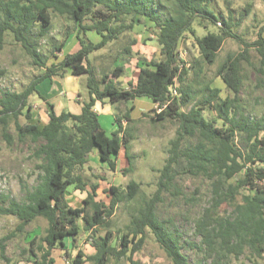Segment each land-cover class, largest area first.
<instances>
[{
	"label": "trees",
	"instance_id": "1",
	"mask_svg": "<svg viewBox=\"0 0 264 264\" xmlns=\"http://www.w3.org/2000/svg\"><path fill=\"white\" fill-rule=\"evenodd\" d=\"M168 1H172L175 7L173 14L165 17L162 6L157 5L155 0H0V50L4 47L7 33H11L33 63L45 69L22 92L7 91L0 94V122L5 140L12 142L7 126L8 120L13 118L20 139L29 137L35 143L43 141L37 155L42 159L39 168L44 174L32 190H27L26 185H22L26 191V201L20 203L8 195H0V216H14L19 220L14 231L0 240V256L6 262H10L6 257V242L24 231L38 217L47 220L48 228L39 246L42 255L34 264H54L52 253L56 249H65L67 238H71L74 248L78 247L81 232L79 219L84 220L88 230L97 233L98 227H110L109 220L124 200V194L129 200L137 196L140 184L132 181L128 184L126 193L114 186L110 188L112 198L109 205L96 201L97 186H92L82 207H72L67 202L70 187L86 192L87 182L83 172L88 165L89 155L95 149L98 150L99 159L107 163L113 172L117 170L115 157L122 149L129 162L132 160L128 152L132 137L128 127L123 125L124 120L134 122L130 117V109L124 116L116 114L117 130L109 137L94 110L98 101L102 102L107 98L112 105L129 103L138 98L153 101L157 108L146 116L154 114L152 120L155 122H176L177 135L170 141L169 158L159 171L156 193L132 215L129 232L123 236L120 247L117 249L112 245L113 233L107 230L104 237L93 240L96 249L93 255L86 256L80 249L75 257L66 252L69 262L108 264L112 258H127L129 254L131 264H139L133 261V257L143 247L148 230L173 264H189L182 252L184 247L204 251L206 258L213 259V263H217L223 256L233 255L239 258L247 248L264 259V118L231 115L243 82L241 63L249 61L248 49L230 56L227 61L228 70L225 71L226 67L223 66L218 72L235 95L234 99L222 101L219 107V116L227 122L226 127H218L217 119L207 118L204 115L205 107L195 105L190 111H183V107L190 102L188 87L183 88L190 67H187V61L181 57L180 52L185 35L189 33L196 36L193 27L196 20L219 25L218 33L196 37L202 57L212 65L227 39L242 40L234 29L249 13L250 7L235 22L231 11L228 18L213 11L210 6L215 0ZM231 1L227 0V3ZM51 11L73 21L80 48L66 55L61 62L48 65L51 58L40 51L39 41L46 37L53 23ZM141 18H148L154 24L161 58H141L137 82L129 84V89H123L114 79L123 72V67L118 66L112 71L102 70L98 77L91 55L108 47L111 51L112 44L124 38L127 32H134L135 25L142 21ZM38 24L40 30L35 33L34 29ZM89 32L99 35L100 42L90 40L87 37ZM136 43L137 40L131 37L116 58H133L134 54L137 55L133 51ZM64 44L62 42L54 46V58L58 59L55 54L62 52ZM255 44L259 46L261 65L264 67L262 33ZM66 70H70L75 76L87 77L89 99L84 102L81 114L66 111L58 114L54 106L47 103L48 122L41 125L32 121L33 106L29 103L30 99L38 95L45 100L37 90L38 85L53 77H63ZM174 90L178 95L174 94ZM204 90L210 92L205 100L209 104L219 97L220 91L211 89L210 85H206ZM25 110L28 122L22 125L19 118ZM69 122L71 126H68ZM239 135L243 136V147L236 143ZM194 137L198 138L196 144H185ZM181 161L185 162V172L203 176L212 185L213 205L205 210L196 223L197 232L203 238L201 245L182 241V235L178 231H171L169 222L161 220L157 215L162 194L175 187L176 166ZM235 178L237 181L232 183ZM243 189L252 194L243 196L242 203H236L237 196ZM227 203L234 206L233 215L223 217L218 210ZM88 207L92 208V214L88 213ZM131 237L135 240L134 244ZM35 242L36 239L32 244Z\"/></svg>",
	"mask_w": 264,
	"mask_h": 264
},
{
	"label": "rangeland",
	"instance_id": "2",
	"mask_svg": "<svg viewBox=\"0 0 264 264\" xmlns=\"http://www.w3.org/2000/svg\"><path fill=\"white\" fill-rule=\"evenodd\" d=\"M155 2L157 5L162 6V14L165 17L173 14L175 5L172 1L155 0ZM210 7L217 15L224 18H228L231 11L235 22L239 21L240 14L243 11L248 7L250 8L249 13L234 29L242 40L227 39L212 65H209L202 57L196 43V37H203L208 33H218L219 25L215 26L210 21L196 20L193 26L196 36L194 37L189 33L185 35L180 46V52L182 58L187 61V67H190L187 81L183 84L184 89L188 87L190 102L183 107V111L188 112L195 105L205 107L204 115L207 118L217 119L218 127H226L227 122L219 116V107L222 101L228 98L234 99L235 95L223 82L218 72L223 66L226 67L225 71L228 70L227 61L230 56L238 55L248 49L249 61L241 63L243 82L237 101L231 109V115L238 114L239 116L243 114L251 119H262L264 118V67L261 65L262 57L259 46H256L255 43L260 39V33L264 38V0H232L230 3H227V0H215ZM51 15L53 23L48 34L39 41L40 51L51 58L48 65L58 61L57 58L53 57L54 46L66 42L69 36L75 33V24L71 19L53 11H51ZM141 19L142 21L139 24L144 25V30H149L150 38H155L157 33L154 24L148 18ZM148 24L153 25V28L151 29L152 26H148ZM39 30L40 25L38 24L34 32L38 33ZM90 35L97 36L94 33H90ZM134 35V32H127L124 38L110 46L111 51L108 50V47L105 51L94 52L91 55L93 66L97 67L102 74V70L108 68L114 70V66L117 64L134 65L137 60L141 63L140 59L145 56L140 52L137 55L134 54V62L129 59L116 58V56H120V51ZM149 45L155 50L159 48L158 42L153 40L149 42ZM143 50L148 51L149 48H143ZM148 53H150V50ZM55 55L58 57V53ZM158 55L156 57V54H154L152 58L158 60ZM44 71L45 69L39 68L33 63L23 46L14 40L13 35L7 33L4 47L0 50V94L7 91L22 92L34 78ZM80 79L83 82L81 88L83 95H86L88 94L87 86L84 84L86 75H81ZM206 85H210L211 89L220 91L219 97L210 104L205 101L207 95L210 94V92L204 90ZM29 103L33 106L32 121H37L41 125L44 124L48 119V104L38 95L33 96ZM73 105H70L68 110L79 114L81 107L77 103ZM121 105L120 108H116V112L124 116L126 111L130 109V105L128 103ZM25 115L26 110L19 118V123L22 125L28 122ZM153 116L154 114L145 116L144 119L126 125L132 137L128 147L132 160L129 162L125 157V151L122 149L123 152L118 154L117 159L118 171H111L108 164L99 159L97 149L89 155L88 165L83 172L87 182V190L82 193L75 190L74 187H70L67 194L69 206L82 207L83 200L87 197L88 192L92 191V186L98 187L96 201L103 202L106 205H109L112 198L110 192L112 186L120 188L122 192L126 193L128 184L134 181L140 184V190L132 200L127 199L126 194H124V200L120 202L115 214L109 220L111 224L109 228L98 227L96 228L97 233H94L86 228L83 219H79L78 225L81 232L78 247L74 248L71 238H67L65 240L66 248L56 249L52 253L51 257L54 264H71L66 252L75 257L80 249L86 256L93 255L96 252L93 240L97 237H104L107 230L113 233L112 245L117 249L120 247L123 236L129 232L132 215L156 193L160 177L159 171L169 158L170 141L175 139L177 135L178 124L176 122L171 120L155 122L152 120ZM102 122L104 131L109 134L107 136L112 137L105 121ZM71 125L69 122L68 126ZM7 131L11 136V143L5 140L3 126L0 122V195H8L11 199L23 203L26 201V191L22 185H26L27 190H32L39 184L40 177L44 174L39 168L42 159L37 155L43 141L35 143L29 137L20 139L13 118L8 120ZM197 142L198 138L194 137L185 144L194 145ZM236 143L243 147V136L239 135ZM122 166L127 167L123 168ZM184 168V161L176 166L175 187L162 194V200L157 206V215L161 220L169 222L171 231H178L182 235V241L201 245L203 238L197 232L196 223L205 210L210 209L213 205L212 185L209 179L187 173ZM236 181L237 178L231 182ZM250 194L252 192L248 190H241L236 203H242L243 196ZM233 210L234 206L227 203L219 207L218 213L223 217H227L233 215ZM87 211L89 214L93 212L91 207H88ZM18 223L19 220L14 216H0V240L14 231ZM47 228L48 222L45 218L38 217L35 219L24 231L6 242V257L10 262H6L0 256V264H34V261L42 255L39 246L42 244ZM35 239V244H32ZM131 241L133 244L135 243V240L132 239ZM182 252L188 258L189 264H264V259L253 254L249 248L245 249L244 254L239 258L233 255L223 256L220 257L221 260L219 259L217 263H213L211 258H206L204 251L195 248L184 247ZM128 256L122 259L112 258L108 264H131ZM133 261L139 264H173L149 230L146 233L143 247L134 255ZM89 264L95 263L89 262Z\"/></svg>",
	"mask_w": 264,
	"mask_h": 264
},
{
	"label": "crops",
	"instance_id": "3",
	"mask_svg": "<svg viewBox=\"0 0 264 264\" xmlns=\"http://www.w3.org/2000/svg\"><path fill=\"white\" fill-rule=\"evenodd\" d=\"M148 26H152V25L148 24ZM144 29H145L144 25L142 26L140 24L135 25L134 38L137 40V43L133 46L134 53L140 52L145 56L143 57L148 60L152 59V55L156 54V57H157V55L159 54L158 59H160L161 55H160L159 44H158L159 48L156 49L157 51L153 49L152 46L149 45V42L151 40L157 42V40H155L156 37L155 38L151 37L152 38L151 39L149 37L151 36L149 30H144ZM90 33H94V32H89L87 34V37L90 40H92L94 43L100 42L101 37L99 35L94 33L97 36H94V35L91 36ZM79 48H80V44H79V41L77 39V35L75 32L74 34H71L68 40L65 42L62 52L58 53L57 62H61L66 55L76 52L77 50H79ZM143 48H149L150 53H148L149 50L148 51L145 50L146 51L145 52ZM130 60H132L131 62H134V57L131 58ZM118 66L123 67L124 70L122 73L118 74L119 75L118 78H114V79L116 82L120 83L121 88L129 89V84L131 83L134 84L138 80L139 73H140V66H141L140 62L137 60V62H135L134 65H123V64L118 65L117 64L116 66H114V68ZM96 69H97V74L99 76L101 72L99 71L97 67ZM108 70L110 69L108 68ZM110 71H112V69ZM80 78H81V75L75 76L72 74L70 70H66L63 77H53L52 79H47L44 82H42L40 85H38L37 90L40 92L41 96L45 99L43 100L45 103H50L54 106L56 113L60 114L64 111L71 112L70 110H68V107L70 105L74 106L73 104L77 103L81 107L80 113H79L81 114L82 108L84 106V102L89 99V94L83 95L84 93L82 92V89H81L83 86V82L80 81L81 80ZM84 84L87 86V77H86V80L84 81ZM128 104L130 105V117L134 121L144 119L147 113L151 112L157 107L153 101L149 99H145V98L135 99L134 101H131ZM119 106L120 105H112L109 99L107 98V99H104L102 102L98 101L94 107L95 112L98 114L101 127L104 129L102 121H105L106 127L110 129L111 135L114 131L117 130L115 116L117 114L116 108H118ZM73 114L79 115L77 113H73ZM47 122H48V119L45 121L44 124H46ZM127 124L128 122L124 120L123 125L126 126ZM106 134L108 133L106 132ZM120 152L122 153L123 151L121 150ZM115 159L117 163L118 156H116ZM122 167L126 168L127 166H122ZM117 171H118V165H117Z\"/></svg>",
	"mask_w": 264,
	"mask_h": 264
},
{
	"label": "built area",
	"instance_id": "4",
	"mask_svg": "<svg viewBox=\"0 0 264 264\" xmlns=\"http://www.w3.org/2000/svg\"><path fill=\"white\" fill-rule=\"evenodd\" d=\"M181 57H182V56H181ZM174 94H175V95H178L177 92H176L175 90H174ZM156 108H157V107H156Z\"/></svg>",
	"mask_w": 264,
	"mask_h": 264
}]
</instances>
